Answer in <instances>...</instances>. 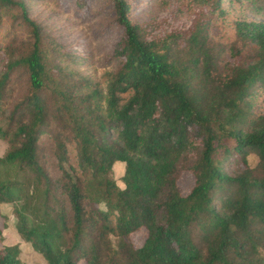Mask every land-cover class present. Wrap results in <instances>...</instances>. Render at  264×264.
<instances>
[{"label": "trees", "instance_id": "obj_1", "mask_svg": "<svg viewBox=\"0 0 264 264\" xmlns=\"http://www.w3.org/2000/svg\"><path fill=\"white\" fill-rule=\"evenodd\" d=\"M241 4L264 0H98L120 34L97 75L30 0H0V204L45 264H264V23L215 33Z\"/></svg>", "mask_w": 264, "mask_h": 264}, {"label": "rangeland", "instance_id": "obj_2", "mask_svg": "<svg viewBox=\"0 0 264 264\" xmlns=\"http://www.w3.org/2000/svg\"><path fill=\"white\" fill-rule=\"evenodd\" d=\"M47 0L35 1L31 6V16L42 19V23L52 30L53 35L66 31L68 34L67 42L75 48L77 44H82L83 48L92 54V66L95 74L99 75L102 70L109 69L113 64L110 59L112 44L118 38L120 32L112 24L111 13L107 12L102 6V10L97 12L96 3L98 0H84V5L77 9L73 2L67 6L64 0H56L57 5L47 3ZM138 5L136 9H139ZM95 9V10H94ZM143 9L138 10L133 17L147 19L142 13ZM227 13L222 18H217L215 33L217 36L225 37L231 34L235 21H259L264 23V4L257 10L248 5H233L226 7ZM5 28V27H4ZM70 31V32H69ZM20 39H23L24 32L18 31ZM1 37V35H0ZM75 41V42H74ZM89 42V43H86ZM226 60L232 61L226 53L220 56V69L226 67ZM264 111V102L261 106ZM6 144L0 140V155L5 151ZM250 163L255 161L253 155L248 156ZM121 164L113 166L111 176L116 179L121 174ZM192 184V177L188 172H182L177 180V187L181 194H185ZM145 232L139 231L132 235L135 245L141 244ZM0 243L5 246H12L17 250V260L19 264H45L39 253L34 251L29 244L25 243L15 230V218L12 213L11 204H0ZM81 264V263H80Z\"/></svg>", "mask_w": 264, "mask_h": 264}]
</instances>
